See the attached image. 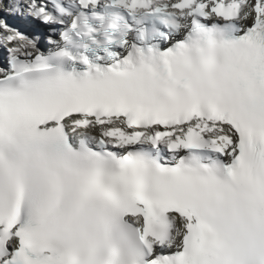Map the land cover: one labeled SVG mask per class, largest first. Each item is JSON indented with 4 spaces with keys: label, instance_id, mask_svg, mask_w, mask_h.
Returning <instances> with one entry per match:
<instances>
[{
    "label": "snow or ice",
    "instance_id": "snow-or-ice-1",
    "mask_svg": "<svg viewBox=\"0 0 264 264\" xmlns=\"http://www.w3.org/2000/svg\"><path fill=\"white\" fill-rule=\"evenodd\" d=\"M0 264H264V0H0Z\"/></svg>",
    "mask_w": 264,
    "mask_h": 264
}]
</instances>
